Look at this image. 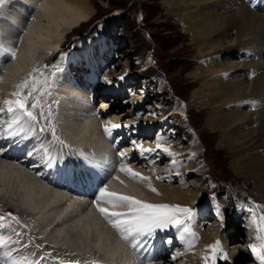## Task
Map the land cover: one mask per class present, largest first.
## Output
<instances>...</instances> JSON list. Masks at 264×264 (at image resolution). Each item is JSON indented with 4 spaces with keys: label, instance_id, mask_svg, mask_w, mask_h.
<instances>
[{
    "label": "bare ground",
    "instance_id": "bare-ground-1",
    "mask_svg": "<svg viewBox=\"0 0 264 264\" xmlns=\"http://www.w3.org/2000/svg\"><path fill=\"white\" fill-rule=\"evenodd\" d=\"M9 1H14L15 6L10 2L11 10L8 9V11H12V15L10 13L6 17H3V13H7L8 11L2 8L1 22H3L4 26L5 20L7 19L8 21L9 19L16 23L15 28L18 29L17 26L20 27V24L22 25V22L25 21V17L28 16L26 14L29 12L32 13L33 18L28 25L24 24L23 34L25 38L23 39L22 48L20 47L21 50L19 49L18 51L17 59L13 62L9 60L5 67V71L1 73L0 94L3 95V100L10 97L9 93L12 89V91L15 90V85L19 83L18 79H21L26 73L30 72L33 67L38 66L37 63H40L44 57L43 56L39 61L42 53H46L48 56L55 55L60 49V44L63 39H68L70 33L66 34L67 31L70 30V32H73L77 26H83L86 21L90 22L93 19L92 9L94 8L92 0ZM9 1L7 0L6 3ZM161 1L164 6L165 16L171 17L174 21L176 20L182 24L181 28L186 32H184L186 36L189 37L190 44L198 50L197 58L201 59V63L199 62L200 65L195 70L189 71L188 75L192 78V82H199L200 86L194 92L198 102L202 106H213L207 117L208 125L220 130L221 140L219 145L223 147L226 146V149H228L231 167L238 176L245 180L246 184H251L253 186V195H255L259 201H264V14L250 7V4L257 5L260 0H248V5L244 3V0ZM40 4H44L45 7H39L38 5ZM33 12L35 15H33ZM25 22L27 23L28 20L26 19ZM8 25L13 27L10 22ZM66 26L69 27V29H66V32H64ZM15 32H17V30ZM87 54L85 53L84 55L86 61H84V63L89 68V72H87L85 79L82 76L81 80L78 76L79 70H76L75 76H77V78L72 77V74H70L69 78V74L66 72V79L61 83V86H56V84L51 85L55 88L53 91H55L57 93L56 95H59L62 100H60L61 103L58 105L59 107L54 109L52 113L53 120H50L49 123L54 124L56 126L57 135H60L68 145L72 146L70 149L64 148L65 153L73 151L76 146H88L89 150L92 149L93 155L107 162L108 167L110 163L111 167H115V171H113L111 176L105 181L107 185H113V188H109L110 191L131 195L129 191L131 190L133 191L132 196L152 203L150 195L145 192V189L140 183L136 182L137 179H133L130 175L128 178H125V174L127 173L119 171V166L123 162V158L121 156L117 158V154L119 155L121 150H123L120 148L121 143H119V141L124 138V133L121 134L120 131L119 135V130L115 129L113 135L118 134L117 138L115 139V137H113L112 139L111 136L107 139L102 128L104 123L101 120V118H105V116L103 113L102 117L99 115L97 116L98 111H96V109L94 110V108L87 103L90 97L84 91L83 86L78 87V83L82 84V82L85 87L86 85L91 86L94 82L93 78L104 64L95 65L94 62L96 63V60L94 61L93 56L89 57ZM79 55L80 50L77 57L81 58ZM73 57L74 55L68 54L65 56V66L67 68L69 67L71 70L73 66L71 65L70 67V64H73L71 61ZM198 61L199 60H197V62ZM79 63L75 62V65ZM75 68L78 69L79 67ZM75 68H73L72 71H75ZM245 73L249 74L247 76L248 78ZM3 78H5L4 81ZM73 79L77 81V86H74L76 83H74V85L71 83ZM2 84L3 86L1 87ZM50 88L52 87H49V89ZM98 94L99 93H97V95ZM94 101H96V97ZM97 101L99 103L98 98ZM97 101L95 104L96 106H98ZM252 101H256L255 107L252 106ZM2 104L3 102H1L0 106H2ZM83 105L90 107V112L82 113ZM99 105L103 107L101 103H99ZM68 106L71 108H67ZM110 110L113 109L110 108ZM103 111H105L104 107ZM5 116L6 114L3 115V118ZM40 124L42 127L43 124L41 121ZM35 131L37 130L35 129ZM91 133L92 136H89ZM136 133L139 139H149V137H146L147 134L144 135L143 131H135V134ZM148 133H150V131ZM171 133L174 135V132L171 131ZM63 134H65L66 137ZM125 134L127 136L129 134L128 131ZM176 134L175 132V135ZM129 135L131 139L134 138L132 134ZM164 137L162 141H165ZM159 138H161V135ZM139 139L137 140L139 141ZM157 139L155 142H153V140H150V142L145 141V146L147 148H155L157 142L161 141V139ZM125 140L128 141L127 138ZM173 140L174 142H179L181 145L184 143V139L177 141L173 136H171L169 141L165 142L167 144L168 142H173ZM97 144H99V147H96ZM101 145L107 147L108 150H104V152L110 155L111 158L113 157L111 159L112 162L109 161V157L104 159L101 156ZM58 146L59 145H57V148ZM15 147L10 151H13ZM49 147L51 148L53 146ZM122 152L126 153L124 158L127 159V164L135 171H138V167L129 160L130 158L132 161L137 160L138 163H143V165L145 163H152L153 166L154 164L155 169L153 172L156 176L162 173L160 172V164L167 154L162 150L158 149L156 152L152 153H138L137 151H133L128 155L127 152H129V149ZM179 156L181 157V154ZM18 158L19 157H13L7 153L5 156H0V191L2 193L0 194L3 196L0 198V205L5 206L4 211L6 212L5 214L2 213L4 217H1L0 214V222H4L6 225V220L4 219V221L2 218L8 215L7 210H9V208L14 209L15 207V209L21 212L20 214L17 213L18 222L23 227L20 230L19 237L15 233H12V239L9 238L10 242L8 245L0 246V257L2 256L1 252L11 251L12 258L19 260L22 257H28V261L33 262V264H38V262L36 263L34 261V259L37 260V256H28L30 252L29 248H22L20 243L19 245H16V243L19 240L23 241L25 237H29V234H25L29 229L25 222V217L31 218L29 214H34L39 218H37L38 221L43 222V215L46 216V214L52 210L55 212L54 214L58 213V216L57 214L56 216H52L50 219H52L53 222L49 220L48 223H44L40 231L42 232L45 230L46 232L49 227L53 226L48 235L54 244H49L47 241H43L38 237V239L57 250V257H55V259H49V264H67L68 261H79V259H89L90 261L92 257H95L94 255L96 253L98 254L102 251L106 253L105 256H108L107 261H109V264H112L114 260L112 258L120 259L122 256H131L125 245L119 239L117 231L111 226L106 225L107 222L96 209L88 208L93 206L92 201L97 194L96 186L91 185L89 187L91 183L83 185L70 182L71 186L76 187L75 189L83 191L82 194L75 193L74 190H68L63 187L54 188L43 180L36 178L33 172L28 169L30 168L28 164L25 161H19ZM66 158L69 166L77 169L82 167L78 160L69 157ZM116 158L117 160L113 161V159ZM45 171L48 172V170ZM53 171H55V169H53ZM48 175H50V171ZM117 176L119 180L114 178ZM121 178L124 179L122 180ZM168 178L170 182H172L171 180L178 179L177 177L172 178L171 176ZM124 180L126 181L125 183ZM121 181H123V183H121ZM141 184H143V182ZM145 184L143 185L145 186ZM146 186L148 190H150L148 183ZM163 191L167 195L185 204L194 203L195 198H188V193L186 195L181 189L171 190L166 186L163 188ZM7 192L8 194L10 193L9 195H11V198L9 196L6 198L5 195H3L5 193L7 194ZM90 192L93 193L94 196H91L92 194H89ZM150 194L152 197H158L160 200L165 201L164 197H161V195L156 192L151 191ZM1 199L3 201L5 200L6 203L1 201ZM75 200H78L79 203ZM59 202L63 203L61 208L60 205H55ZM160 203L173 204L169 200ZM160 203L158 202L157 204ZM103 206L111 207L107 204ZM208 207L212 206L209 205ZM223 208L224 207H220V209L225 212ZM206 209L207 208L197 209L198 218L204 214L203 218L197 219L199 224H201L203 220V226L205 224L210 226L208 217L211 215L217 222L220 220L218 218L220 212L218 213L215 211L206 213ZM76 210L80 211L74 214ZM25 212L28 214L22 215V213ZM225 215L223 214V219ZM88 216L91 222L86 219ZM8 217L10 220H14L12 217ZM58 219H60L59 223H56ZM248 222L249 221L245 223L248 224ZM196 227L198 228V226ZM194 230L196 231L195 227ZM234 231L236 233L238 229L232 230L230 233L232 234L230 235L231 239L235 237ZM174 233L175 230L169 233L158 234L152 244L149 245L151 249L150 253H148L149 260L145 262L141 260V263L138 264H150V262L151 264H159L162 263L164 259L168 261L169 259L166 258V250L168 249L164 250L163 248V236L167 234L174 235ZM202 238L209 244H213L216 241L207 234H203ZM253 240L254 241L251 239L253 243H257L255 239ZM159 242H162V245L158 253ZM176 242L179 241L177 240ZM197 244L198 241L194 245L195 248L198 246ZM68 245H72L78 249H74ZM97 245H99V247H97ZM221 246L223 245L221 244ZM232 250L233 249H230L228 252L229 260L225 264H235V261H232ZM133 253L136 254L135 252ZM201 253L198 252V249H195L193 257L185 255L178 257L175 261H168L167 264H174V262H179L180 260V264H204L203 257L206 254L204 255ZM237 254H239V260L236 264H239L242 259H246L248 251L237 250L234 252V255H232L236 257ZM159 259H161V261L157 262ZM44 260H46V258ZM130 260L132 261V259ZM249 261H251L250 257L246 259L245 263ZM80 264H84V262L82 261ZM115 264L123 263L118 262Z\"/></svg>",
    "mask_w": 264,
    "mask_h": 264
},
{
    "label": "rangeland",
    "instance_id": "rangeland-1",
    "mask_svg": "<svg viewBox=\"0 0 264 264\" xmlns=\"http://www.w3.org/2000/svg\"><path fill=\"white\" fill-rule=\"evenodd\" d=\"M92 3L94 7L92 9L93 19L90 22L86 21L83 26H77L75 31L69 32L68 39L71 40V37H76V35H80L77 38L79 42L81 40H89L90 38L94 39L93 41H89V44L86 41L87 43L83 42L77 47L78 53L80 50L79 57L81 56V58H78L77 54H74L72 60L73 66L75 62H80L86 67L84 71L80 67L78 69L75 68V72L79 70V77L82 78L83 76L85 79L87 72H89V68L84 63L85 53H88L87 55L89 57L93 56L94 61L96 60V63L94 62L95 65L104 63L103 67L97 72L98 77L95 75L93 78L95 83L93 82L94 84L92 83L90 86L91 92L95 90L99 93V96L103 94L104 96L110 97V100H105L103 103L99 102L102 106L108 105L104 111L105 118L99 114L97 116L102 117L101 120L103 123H105L104 121L111 120L113 123L130 125V127H127L129 129L126 127L119 128L118 134L120 131L121 134H125L127 131L131 134L130 128L134 131L133 133L142 129H157L151 135L152 137L150 133H147L146 137H149V139L145 138L144 140L140 138L141 140L138 141L136 136V138L134 137L136 140L132 138L130 143L132 146L137 142L135 145L142 144L147 148L145 141L150 142V140H153L155 142L160 135L161 137L165 136L164 140L167 142L171 139V136H174L171 130L175 129L177 133L175 137L179 140L183 136L184 140H180H183L184 143L182 142L183 144L181 145L179 142L177 143L173 140V142L166 144L165 141H162V137L159 143L165 142L162 144L170 146L172 152L178 155L173 157L167 153L160 164V172L162 173L158 175L165 177V179H156V182L151 180L150 183L155 182L154 185L157 186V191L161 197H164L165 201L169 200L173 204L190 206L196 209L207 208L206 213L218 212L216 208L217 204L220 207H224L223 210L225 212L219 208L220 213L226 214L223 220L215 222L213 217H208L210 226L205 224L203 228H200L199 225H203L204 223L202 220L201 224L197 225L198 228L195 227L196 232L199 233L198 246L196 248L193 247L191 250H187L186 245H182L179 242H175L170 247L163 243L164 250H169H166V258L169 259L168 261H171V255L176 252H184L182 256L189 255L193 257L195 249H198L199 253L202 252L201 254H209L211 250L206 248L209 243L202 238L203 234H207L215 240L219 238L223 249L227 253L230 249H233L232 254L234 255V252L239 250L237 246L241 244V241L243 242L241 250L246 251L248 247L244 245L245 240L250 245L253 243V239H255L254 229L251 231L247 227L248 224L245 223L249 221L251 215L247 211V208L253 206V204L264 206V201H259L253 195V186L246 184L245 180L238 176L231 167L228 149H226V146L219 145L221 140L220 130L208 125L207 117L213 106H202L198 102L196 95H194V92L200 85L199 82L195 83L191 81L192 78L189 77L188 72L195 70L200 65L199 62L201 59L197 58L198 50L190 44L189 37L186 36V32L181 28L182 24L176 20L174 21L171 17L165 16L164 6L161 0H92ZM7 4L9 5L6 11L8 9L11 10V4L6 3V6ZM11 12L3 13V17H6ZM33 15H35L34 12ZM97 24L98 26H96ZM91 26L94 27V30L98 29L99 31H103L104 34L98 36L94 35L92 31L88 32ZM66 29L68 30L69 27L66 26L64 32H66ZM84 32L88 33L81 35ZM197 60L199 61L197 62ZM150 66L151 68L148 71H142V69L145 70ZM125 72L128 75L124 81L121 82L114 79L115 77L123 75ZM245 74L246 77L249 75L248 73ZM105 75L113 79L115 86L107 85L103 82L102 77ZM75 77L77 78V76ZM144 83L145 85H143ZM150 83L151 88H148L147 85ZM51 87V93L57 94L53 91L55 88L53 86ZM146 89H148L147 93L152 97L145 104L144 100L148 99V97L142 99L139 94L142 95ZM2 96L0 94V105L3 102ZM103 98V96H100L101 101ZM114 98H117V100H114ZM58 100H62L60 96ZM88 102L90 101L88 100ZM99 103L97 101V105ZM148 103L151 104V110L148 108ZM93 108L95 110L97 106L94 105ZM110 108L113 110H110ZM100 109L103 110V107ZM116 110L120 115V120L118 121L116 120V116L112 115L113 111ZM186 112L188 113L187 116L185 115ZM148 113H155V115H149ZM176 124L185 130V134L177 130L179 127ZM144 130L142 131L144 132ZM118 134L116 135L118 136ZM5 142V140L0 139V143ZM121 146L120 148L123 149L121 152L129 149V147L126 149V147ZM133 151L136 150L127 152V155ZM138 153H141V151L139 150ZM180 154L181 157L179 156ZM173 159L179 161L175 166L171 164ZM145 164L143 166L135 164L138 167L137 172L143 173L142 168L150 165V171L154 174V164L153 166L152 163ZM169 176L172 178L177 177L178 179L171 180L172 182H170L168 180ZM149 177L152 179L150 175ZM137 180L140 181L138 183L145 189V192L150 195L152 203L165 202L158 197H152L150 194L151 191L146 186L147 183L149 184V181L146 183V181H141L139 178ZM142 182L143 184L146 183L145 186L141 184ZM166 186L171 190L181 189L186 195L188 193V198H195L194 203L185 204L167 195L163 191V188ZM9 194L7 192V194L5 193L3 195L6 198L8 196L11 198ZM213 195H215V200L212 199ZM2 197L1 195L0 198ZM1 201L3 200L1 199ZM3 202L6 203L5 200ZM209 205L212 207H208ZM50 212L46 216L43 215L45 217H42L43 221L46 222L52 216H55L53 210ZM39 215L41 216L40 213ZM203 215L200 218H203ZM200 218L197 217V219ZM233 229H238V232L235 233L234 231L235 235H233L235 237L231 239L230 235L232 234L230 233ZM232 254L233 261L236 257ZM28 256L38 255L37 252L30 250ZM247 257L246 259L249 258ZM246 259H242L239 264H246ZM162 261L165 264L168 262L165 259ZM180 261L174 262V264H180ZM226 262L220 260L219 255L217 256L216 264H225Z\"/></svg>",
    "mask_w": 264,
    "mask_h": 264
},
{
    "label": "snow or ice",
    "instance_id": "snow-or-ice-1",
    "mask_svg": "<svg viewBox=\"0 0 264 264\" xmlns=\"http://www.w3.org/2000/svg\"><path fill=\"white\" fill-rule=\"evenodd\" d=\"M5 0H0V5H3ZM264 3V0H261ZM45 7L44 4L38 5ZM18 31L23 32L22 27L17 26ZM18 43H22V38ZM74 46V45H73ZM19 48L12 43L6 42L4 34L0 32V72L4 70L5 63L8 60L17 59ZM50 54V53H49ZM67 55L66 52L59 53L60 58ZM49 65L33 67L27 75L15 85V90L10 93V97L3 100V106H0V135L4 137L5 143H0V156L5 155L15 146L22 145L30 136L33 135L37 125L40 123V118L45 120L51 118V113L45 116L44 111L37 115L36 110L41 108V100L47 93V89L51 87L50 80L45 76V69ZM128 73L115 77V80L124 81ZM102 80L107 85H113V79L107 75L102 77ZM31 101V103H30ZM255 107L256 101L251 102ZM105 109L108 105L103 106ZM7 115V120L3 119V115ZM155 115V113H148ZM121 127H130V125H122L120 123H113L106 121L103 125L105 135L111 137L115 129ZM51 131L52 143L59 144L60 149L58 154H53L42 143L40 147H33L26 151V157H39V160L31 165L32 169L36 171L38 176L44 175L42 168H47L50 171L55 169L58 178L68 182H74L87 185L90 182L96 184L97 194L92 201L96 210L108 222V224L117 231L121 240L138 255L144 259L148 257L146 253H150L149 245L155 240L160 233H169L175 230L173 234L163 236V243L173 246L178 240L182 245H186L187 250H191L195 243L199 240V233L194 230V227L199 225L197 220V209L179 204L167 203H150L148 201L138 199L132 195H126L120 192L110 191L105 181L115 171V167H108L105 160L98 159L95 155H89L83 150H77L69 153L64 152V148H71L64 140H62L56 132L54 124H47L45 127H40V133ZM158 139H162L158 138ZM141 153H152L158 149L175 157L178 154L172 152L170 146L162 143H157L155 148H145L142 144L135 145ZM119 155L124 157L126 153L120 152ZM194 155V154H193ZM74 158L82 165L80 169L68 165L67 158ZM179 163L178 160L173 159L171 164L173 166ZM119 171L125 172L133 178L149 181L148 187L152 192L158 191L150 183V177L144 176L142 173L132 169L127 163H121ZM119 180V177H114ZM157 179H165V177L158 176ZM123 183V181H121ZM215 200V195L212 197ZM104 204L111 207H105ZM219 213L220 206L216 205ZM247 211L251 214L247 227L253 228L255 231V240L257 243H252L249 248L255 254V258L264 264V206L248 207ZM8 216L18 221V217H14L12 213ZM218 218L223 220V214L219 213ZM203 227V225H199ZM26 227V226H25ZM19 237L20 233H16ZM9 239H0V246H7ZM19 243V241H17ZM22 248L27 245L21 244ZM37 248L41 247L36 245ZM99 247V245H97ZM210 249V253L203 257L204 264H216L217 256L223 261H228V253L221 246V241L217 239L215 243L206 246ZM182 252H176L171 255V259L175 261L182 256ZM0 264H33L28 261L27 257H22L17 260L12 258L11 251H5L0 257ZM67 264H80L78 260L68 261ZM84 264H104L100 259H92L85 261ZM151 264V262H150Z\"/></svg>",
    "mask_w": 264,
    "mask_h": 264
}]
</instances>
